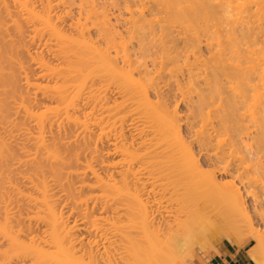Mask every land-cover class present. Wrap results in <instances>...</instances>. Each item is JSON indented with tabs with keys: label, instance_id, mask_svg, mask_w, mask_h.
<instances>
[{
	"label": "rangeland",
	"instance_id": "rangeland-1",
	"mask_svg": "<svg viewBox=\"0 0 264 264\" xmlns=\"http://www.w3.org/2000/svg\"><path fill=\"white\" fill-rule=\"evenodd\" d=\"M1 1L2 0H0V4L2 3ZM19 1L22 2V1H29V0H19ZM55 1L56 0H54L53 2H55ZM87 1H89V2L92 1L90 4H92L93 6H91L88 2V3H86V5L84 4L85 6H82V8L84 7L83 8L84 10L86 9L89 11L90 10L89 6L92 7L91 8L92 10H94L99 5L97 8L98 12L95 10L98 13V15H101L100 14L101 10L103 8H105V9H103V11L105 10L104 12H106L105 13L106 16L109 17V21L111 20L110 24L111 25L113 24L112 25L113 27L115 24L114 20H116V18L120 14H122L123 19H124V17H125V19L127 17L126 14H123V11H124V8L122 6L123 4L117 3V2H119L118 0H116V3L120 4V5L116 4L117 5V6L115 5L116 8L114 6L115 3L112 2L113 0H95V1L94 0H86V2ZM144 1L147 3L146 0H144ZM150 1H153V0H149L148 1L149 4L153 3ZM156 1L158 2V0H156ZM168 1H170L169 3L172 5V7L176 8V9L173 8V10L175 9L174 11L171 9L173 11L172 14H174V12L176 14V15L174 14L173 17H172V14L171 15L169 14V12L171 13L170 8H172V7H170L171 5L170 6L168 5L169 4V3H167ZM175 1H177V0H175ZM175 1L174 0H167V2H166V0H165V2H166V3L164 2L165 5L164 4L162 5L163 2L161 0L159 3H161V2L162 3L159 6H158L159 3L156 2V5L159 7L160 11L159 12H153L152 15L151 14L149 15L147 11H144L145 15L148 14V16L143 15V17L145 16L144 21L147 20V22L149 21V23L151 20L154 21L155 23L152 22L153 24L150 23V25L155 26V27L158 26L157 23L159 24V22H161L162 24L161 23L160 24L163 26H164V24H166L168 29L172 23L170 30L173 31L172 38H174V40L178 43L176 46L178 48L183 47V44H184L183 38L184 37L189 36L188 39L189 38L193 39L194 29H193V32H191L192 30L190 31V29H192V25L190 26V24L197 25L199 27V31L197 29V26H193V28L194 27L196 28L197 36H199V38H198L199 40L197 38H195V37H197V36H195L196 34L194 35L193 40H198V43L199 42H201V43L198 47L199 49L198 48H197V50L195 49L194 52L189 50L186 54L182 53L181 55H178L176 52L172 53L170 55V57L174 56L175 58L169 57L170 59H173L172 61L169 60V58H167L169 63L166 62V58H165V64L163 65V69H162V71H160V74H159L160 78L156 77V75H153L155 73H153L151 70L152 68H150L149 70H151L150 71L151 74L153 73L152 74L153 76L152 75L151 76L156 79L153 82L155 87L153 86V88H152L151 85H149L150 81L140 80L141 77H139L137 72L136 73L134 72L133 76L131 73L132 78L134 77L135 80H128V78H127L128 82H129L128 83L129 87H127L125 84H123V81H125V80H121V79H122V77H127V76H124V74H122V73H125L127 71V69L124 68L123 69L124 71H122V73L119 72L122 76L121 77L118 74V71H120V69L122 68L121 64H119V63L117 65V68L119 66V69L114 67L115 72H114V69L113 70L111 69L113 71L111 74H110L111 71L108 72L105 70L104 72L100 71L99 73H98V71H96V73H93V75L91 73L89 75L88 74L85 75L86 71L87 70L90 71L91 69L89 67L90 64H87V62H85V61H80V58H81V60H83L84 59L83 57L84 56L86 57V53H87V47L83 46L85 44L81 43L80 38L83 37V41L87 39L86 42L89 40L90 41L89 45H91L90 43H92V46H94V47L103 48L105 44H103L102 39H104V41H105L107 35H109V34L113 35V33L115 34V32H118L119 30H123V27H119V29L118 28L116 29V27H115V28H113L114 29L113 31H111V29H110V30L106 31V33H105L106 35L103 34V36L102 35L100 36L97 33V31L95 30L96 27H95V29L93 28L94 26L92 24L95 21L91 22L89 20L90 22L88 23V22H86V19L83 20L84 16H85L84 14H86V15L91 14L92 16L91 15L90 16L92 18H90V16H89L88 19L94 20L93 18L96 16V12H95L94 17L92 14V10H91V13H90V11L88 13L86 10H85V12H82L84 10L82 8H80L81 10L78 9L79 8V6L77 5V4H79L78 2L75 3V6L70 5L71 8L69 7V3H67L68 5L65 4L64 8H62V9H61V7H63L62 5H61V7H59L60 5H58L59 8L57 6L51 7V10L49 12V16L52 15L50 18L52 19L51 23H53L55 26L54 29H56V27H57V29L60 30L59 33L61 32L64 35V38L68 36L67 37L68 39H70V38L73 39L75 42V45H76V41H77V46L80 48L79 49L80 51H79L78 49L75 48L77 46H75V45L73 46V40H72V45L70 43V45L73 48L69 45V42L64 43L66 47L69 45V47L72 48V51H70L71 49H68V54L71 52H74V53H71L72 57H71V55H69L67 57V58L70 57L71 59L69 58L68 60H66L67 55L64 54L65 51H63V49H60V46H59L60 50H58L57 46H54L57 44V41L55 39L56 37H54V34L51 32L47 33L50 31L49 29L44 30L45 28L40 26L39 23L38 24L31 23L33 21H31L29 18H27L28 15H27V13H25L26 11L25 10L20 11V8L17 5H15V6L13 5L14 0H12V1L11 0H3L4 3H2V4L6 5V6H4V7H6V9H9V12H11L10 13L11 15L8 12V16L10 15L11 17L5 18L6 15H3V14H5L6 11L3 10L4 11L3 12L2 7H0V10H1L0 11V17H2V15H3V19L0 20V23L3 21V26H1V27H3V30L5 32L4 33L2 30L1 31L2 33H0L1 34L0 37L2 39V40H0V45H1V41H2L3 45L6 44V46H3V45L0 46L1 47L0 50L2 51V52H0V55L2 56V53H3V56L5 54H7V58L11 56V58H13V59L11 60L9 58L7 60H11L13 62V64L11 62H9V61L7 62L5 60V63L6 64L8 63V64L7 65L2 64V66H1L3 68L5 67V69L3 70L4 76L9 75L12 78L10 79L8 76L9 80H6L5 79V78H7V76H6L4 78L5 81L0 80L1 81L0 84H2V82L5 83V84H2L4 91H2V93L0 92L1 93L0 96L2 95L0 98V102L1 103H2V101L4 102V103H2L4 108L1 107V104H0V108L1 109L3 108L0 111V143H2V141H3L5 146L8 145L7 148L11 147L10 149L8 148V150H10V151H8L10 153V155L7 158V160H5L6 162L7 161H9V162L8 163L0 162L1 163L0 166L2 167V168L0 167L1 168L0 174L3 173L4 175L3 174L2 175L6 177L5 178V177H2L0 175L2 177V178L0 177V210H1L0 211V220H2L1 218L3 216L1 214L3 211V205H2L3 203L2 202L5 199L4 200L5 205H6V203H8L6 206L8 208L7 209L8 213H10L9 215L12 216V218L14 217L13 219H10L12 227H14L15 229H18V228L20 229L23 226L25 228L24 229L22 227L23 230L21 231V232H23V233H21V240H23L24 242H28L30 237H33V236L35 237V238L34 237L33 238L37 240V243L40 245V248L43 251H45L46 254L48 255L47 260L45 261L47 264H60L59 262H62V264H63V263L68 262L67 258H70V259L76 258L77 260L79 258H81V259H83L84 263L87 262V255L84 252V247L88 242L91 243L94 240V237H93L94 232L92 231L93 228L90 230V225L87 226L84 223L87 221V218L90 221H93V219H95L96 217H98V219L102 218L104 221H102L100 223L103 226V228L108 230L107 231L108 233H112L113 230L116 229V227L119 228V226H122V224L125 223L124 221L126 220L125 218H127V217L121 211H112L108 207L112 206V208H114V204L116 202H118L121 198H124L122 196H124V194H125V191H124L125 188L130 189V190L127 189L129 191H126L128 194L132 193V188L134 186V183L135 182L137 183L136 178L139 177V176L135 175V172H136V170H139L138 166L141 165V163L138 162L136 158H135L136 161H134L135 159L133 157L140 155V153H142L147 148L146 146H148V144H150V140L152 138H155V134L157 132L156 131L153 132V129H156V130L159 129V127L156 128L157 127L156 125L158 123L157 118L161 119L162 116L167 114V115H170V118H172V116H173L172 119L175 121L174 123L179 125V126L178 125L176 126V124H175L177 131H178V134H180L179 136H181V137H178L175 134H173L176 136V137L174 136V139H173V135L171 134L172 137H170L171 139L169 138V141L170 140H172V141L176 140L177 141V140L182 139L186 143V145L187 144L189 145V143H191L193 141L192 137H190L191 131H197L201 127V125L204 123V120H203L204 117H199V116H197V113H196V109L199 106V100H200L199 97L202 98L201 95H203V97H204L205 93H206L205 96H207L208 95L207 93L209 92V91L206 92V86L202 80L203 79L202 74H204V73L201 70H202V68L204 69V65L202 64L203 65L202 66L201 63L203 62L205 64V63L209 62V58L211 55L210 51H211V53L214 52L215 50L217 51L218 47L215 45L217 43H219L216 41L212 42L213 46L209 50L205 44V38L207 39V36H205L207 34L206 32H208L207 35H211L212 31H213V33H215V31H216L217 33L221 34L220 31H225V27H226L225 24L227 23V21H228V23L226 24L227 25L226 30H228V27H229V30L231 28L236 29V31L238 32L237 34H238V36H240V38L237 36L236 33H235V35L237 37L235 35H234L235 38H233V36H231V37L234 40H236V43L239 41L238 42L239 44L237 43L238 47L236 44H234V41L233 42L230 41V43L234 44L236 46H234V45L232 46L230 43H228V41H227V43L225 41H224V43H222L223 41H221L220 43L225 44L224 47L227 46L226 44H230L232 46L231 51L233 52V54L238 53V51L235 52V50L239 49V46H240L239 51H241L243 53V55H245L247 58V61H245V63L241 62V66L243 67V69H244V67L250 69L249 72L252 76V80H249L248 91L245 94L246 100H245L244 106H242L241 113H245L248 117H250L252 115V113H254L255 111H258V110L264 108V75H263L264 74V15L261 16L260 13L255 10V6H252L251 12H248L249 14L247 13L248 15L247 14L241 15L239 13L238 14L239 17H238L236 14L237 13L236 10H238V8L239 9L242 8L246 4V0H237L236 2H234L232 4V10L229 13L230 15H228V14H227V16L225 15V18H224L225 23H224L223 20H220L224 16L220 15L221 17H219V15H218V13L219 14L221 13V9H220L221 7H219V5L221 4V0H220V2L218 0H217V2L215 0L214 1L212 0L213 3L211 2L212 5L210 4L209 6L213 7V4H215V3H220V4L219 5L215 4L216 6H218V8L214 5V7L217 8L218 10L217 9L214 10V8H212L215 12L214 11L210 12L211 15H212V12L214 13L213 17L215 18V19L214 18L210 19V21L212 22L211 25L209 24L210 23L209 19L208 20L206 19L208 22V28H207V25H206L207 22L205 23L204 19H205V17L208 18L210 14L207 13V10H205V14H207L208 16H205V14L203 16L204 11L202 12V10H197L198 9L197 7L198 6L201 7V6L196 4V0H194L195 5L193 4L194 3L193 0L190 3V4H193L192 6H194V8H196V9H192L193 7H191V5L189 3H187V4L185 3V6L189 5V6H187L189 8H183V6H184L183 1L184 0L183 1L180 0L181 3L179 1H177L176 2L177 5L180 3V5H178V7H177L175 4ZM189 1H191V0H189ZM39 2H41V1L30 0L27 3H28V6L30 9L34 8V10L37 11V13L39 12V14H40L43 10L45 11V9L42 8V7H44L43 3L45 1L43 0L41 3H39ZM53 2L51 4L56 5ZM94 2L96 3L95 4L96 6L94 5ZM97 3H99V4L97 5ZM173 3L175 6L173 5ZM197 3H199V2L197 1ZM2 4H1V6H3ZM14 4H16V3H14ZM66 5L68 6V8ZM87 5H88V8L86 7ZM166 5H167V7H166ZM104 6H106V7H104ZM163 6H165L164 8L166 10L168 8L169 11L167 10V12H166L162 8ZM179 6H181V8H183V10ZM75 7H78L77 8L78 10L75 9ZM120 7H122V8H120ZM190 7H191V9H190ZM40 8H42V9H40ZM52 8L54 10H52ZM55 8H57L58 10L57 9L55 10ZM137 8L140 9V7H137ZM137 8L136 9L134 8V10H132L133 12L135 11V13H133V15H134L133 18H135V16L136 17L139 16V14L136 12ZM177 8H178V10L181 9V11L180 10L179 11L182 15L180 13H178L179 11L177 10ZM64 9H66V10L69 9L68 13L72 12L71 15L66 14L64 16V14H65L64 11H66ZM109 9H111V10H109ZM120 9L121 10L123 9V10L121 11ZM205 9H207V8H205ZM212 9H209L208 11H210ZM112 10H113V12H112ZM117 10H118V12H117ZM119 10L121 13H119ZM176 10L178 12H176ZM184 10H186V14L183 13ZM190 10H192V11H190ZM194 10H195V13L193 12ZM44 11L42 12V14H44ZM76 11L78 12V14L83 13L82 15H84V16L79 15L82 18V19L79 18L81 20V22L79 20L80 24H83V22L85 21L86 25H87V23L88 24L92 23L91 26L89 25V27L93 26L92 27L93 29L91 28V30H90L87 27L88 25L85 26L83 24L84 28L86 27L85 31H86V29H88V30H87V32H85L87 34H83L82 37H80L79 36L80 34H78L80 32H77V31L75 32V30H76L75 28H77V30L79 28H83L82 25H81L82 27L78 26L79 28L75 27V23L77 22L76 20H78V16H77L78 14ZM103 11H102V13H103ZM187 11H189V13L193 16L187 15L188 14ZM196 11H198V12L200 11L199 12L200 14H197ZM216 11H219V12L216 13ZM201 12H202V15H201ZM66 13H67V11H66ZM136 13L138 15H136ZM215 13H216V15H215ZM109 14H111L112 16ZM168 14H169L171 19L174 18L176 21L178 19H180V21H183V22H181L182 23L181 24V30L182 31L180 30V27H179L180 23H178L176 21L174 22V20H170L168 18L169 17ZM184 14L187 15L186 16L187 18L184 17L185 16ZM196 14L198 15L196 18L200 17V20H199V18L198 19L194 18V20H193L194 22H193L192 19L194 16H196ZM222 14H224V13H222ZM12 15L14 16V18H12L13 17ZM178 15H180V16H178ZM103 16L105 17V15H103ZM103 16H101L102 17L101 19L104 18ZM110 16H111V18L113 17L114 19H111ZM216 16L219 17L218 20L216 19ZM242 16L244 17V19H242L243 18ZM98 17L100 18V16H97L96 17L97 20L95 19L97 23H99ZM128 17H129V14H128ZM188 17L192 18V19H188ZM139 18H140V16H139ZM139 18H137V19H139ZM157 18L161 21H159ZM165 18L166 19L168 18V19L166 20ZM201 18L203 19L202 20L203 23L201 22ZM9 19H11V20H9ZM195 19H196V22H195ZM212 19H213V21H212ZM237 19H238V22H237ZM12 20L15 21L14 23H20V27H22V29H21L22 34L20 32V34H21L20 36H17L19 34L16 35V32L14 31V27L11 24V23H13V22H11ZM185 20H188V21L184 22ZM242 20H244V22H242L240 24V22ZM16 21H18V22H16ZM164 21H168V23L164 22ZM198 21H200V22H198ZM216 21H218V22L222 21L224 23L225 27L223 26V23L221 22L219 24V25H221V26H219L221 28L218 29L219 27H218V25H216V23L218 24V22H216ZM147 22H145V23H147ZM79 23L78 24L76 23V24L80 25ZM149 23H147V24H149ZM154 24H156V25H154ZM173 24H174V26H173ZM186 24H187V26H186ZM204 24L206 26H204ZM229 24H230V26H228ZM72 25H74V26H72ZM138 25H142V23H139ZM142 26H143V28H142ZM142 26L140 29L143 32V29H145V26L144 25H142ZM202 26H203V31L205 33L204 32L201 33ZM204 27H206V28H204ZM147 28H146V30H147ZM188 28H190V29H188ZM35 29H37L36 32H35ZM140 29H138V31H140ZM207 29H210V32ZM217 29H218V31H217ZM242 29H244L246 31H242ZM47 30H49V31H47ZM58 30H56V31H58ZM146 30H144V31H146ZM186 30H188L189 35L183 34L184 32H187ZM78 31H80V29ZM180 31L182 33H180ZM120 32L122 35L124 34L122 31H119V33ZM7 33H8V35H7ZM198 33H199V35H198ZM203 33L205 34L204 36H203ZM224 34L222 33L220 35V36H222L221 38H224L223 37ZM52 35L54 38L52 37ZM96 35L97 36L99 35V37H97ZM112 35L109 36L108 38L112 37ZM183 35H185V36H183ZM78 37H80V38L75 41V39ZM102 37H104V38H102ZM117 37H119V36H117ZM98 38H100V40H98ZM123 38H124V36H123ZM126 38H124L125 41L122 40L123 42L121 41V39L120 40H119V38H117V39L119 41H121L122 43L126 42V47L129 46L128 47L129 50L131 49V47H132V49H134L135 47L137 48V46H135V45L138 42V40H133L130 43V40H128L130 38L128 36ZM225 38L227 39L226 36H225ZM236 38H238L239 40L237 41ZM241 38H244V39L242 40ZM245 38H246V40H245ZM117 39H116L117 43L115 42L117 44L116 46L120 45V44H118L119 41ZM65 40H67V39H65ZM65 40H64V42H67ZM70 40H68V41H70ZM240 40H242V43L244 42V44H240V42H241ZM78 41L80 42V44H78L79 43ZM101 41H102V43H101ZM218 41H220V39ZM132 43H133V45H132ZM7 45H11L10 49L12 52L10 51V49L8 48L9 46H7ZM79 45H82V46H79ZM122 45L124 46L125 43ZM2 46H3V48H2ZM120 46H118V47H120ZM123 46L121 47V49L126 48L125 46L124 47ZM133 46H134V48H133ZM82 47L85 48V49H83L84 51L86 50L85 52H83L81 50ZM118 47L116 48L117 50L120 49ZM229 48H231V47H229ZM4 49L5 50L7 49L5 51V54H4ZM61 50H62V52L60 53ZM76 50H78V51H76ZM58 51H59V53H58ZM122 51H123V49H122ZM81 52L83 55L79 54ZM8 54H9V56H8ZM78 54H79L80 58L77 56ZM61 55L63 58H61ZM87 55H88V53H87ZM111 55L113 56L114 54H111ZM160 55H162V57ZM160 55H157V56L158 57L160 56V58L163 59V56L166 55L168 57L169 53L165 54L163 52L162 54L160 53ZM112 56H111V58H112ZM4 57H5L4 59H6V56H4ZM77 57L79 58V60ZM233 57L231 56V59ZM237 57L238 56L234 57L233 58L234 60H232V62L235 61L237 59ZM72 58H74V59L72 60ZM196 59L198 60V62L196 61ZM1 60H2V58H1ZM64 60H66V61H64ZM75 60H76V62H75ZM69 61H71L72 63ZM78 61L80 62L79 64H81V66H82L83 62L86 63V66L83 65L81 67L83 70L82 73L80 72L81 70L79 71V69H80L79 66H76L78 64L77 63ZM41 62L43 64H41ZM66 62H67V67H66ZM9 63H11L10 64L11 68L8 66ZM39 63L43 66H41ZM68 63H70L69 67H68ZM163 63H164V61H163ZM234 64H236V62H234ZM46 66H48V67H46ZM75 66L79 69H77ZM84 66L86 67L85 71H84ZM150 66L151 65H149V67ZM88 67H89V69H88ZM93 67H95V65ZM6 68H7V70H6ZM44 68L46 70H48V68L50 70L53 69V70H55V73L59 71V75L57 73L59 78H57L58 76H56L55 73H54L55 75H53L52 73H51L52 75L49 74L50 71L49 72L47 71V73H43V72H46V70ZM71 68L73 70H71ZM56 69H58V70H56ZM67 69H69V73L71 71H73V73L70 75H75L74 74L75 69H77V71H79V72H75L76 75L71 76L72 80H70L71 78L69 77L70 76L69 73L65 72L67 74V75L65 74L67 76L66 81L69 80L70 83L71 82H73V83L70 84L67 82V84L72 85V86L68 85V87H67L69 89L71 87L70 90L65 89L66 92L69 90L68 92L70 94L67 93V95H66V92L63 91L65 93V96H63L64 93L61 92V95L63 96L62 97L59 92H58L59 94H57L55 92L58 91L57 89L60 85L61 86L63 85V84H60V83H63V82H61L62 79H60V78H61V76H62V78L64 77L63 71H68ZM53 70L51 72H53ZM89 71H87V72H89ZM91 71L93 72V70H91ZM60 72H62V74H60ZM162 72H163V75H162ZM78 73L85 75V76H83V79H81L82 78L81 74H80L81 75L80 78H78V80L76 79L77 77H79ZM115 73L118 74L121 78H119V76H117ZM46 74H49V75H46ZM97 74H100L101 76L97 75ZM96 75L98 77H96ZM64 79H65V77L63 78L62 81H64ZM136 79H139V80H136ZM91 80H92V82H91ZM130 81H132L133 83H131ZM80 82H81V84H80ZM14 83H16V84L13 85ZM26 83H28L27 84L28 86L26 85ZM92 83L94 86L92 85ZM6 84H7V86L4 87V85H6ZM9 84L13 85L12 87L15 86L14 90L12 87H10ZM32 84L34 86L40 85V87L43 85V89H40V88L38 89V87L37 88L33 87ZM65 84L63 86H65ZM230 84H228V86H230ZM91 85H92V87H91ZM124 85H125L126 89H125ZM231 85H232L231 87L235 88L234 93L240 92L241 88H239L240 90L236 89L237 83L234 86H233V84H231ZM44 86H45V88H44ZM46 86L47 87L50 86V88H47ZM52 86L56 87L55 92L53 91L54 89ZM143 86L145 89L144 91L146 92L147 97H148V98L146 97V102L144 100L145 97H144V93L142 90ZM146 86H148V88ZM238 86L240 87V85H238ZM7 87L8 88L10 87L12 91L10 90V88L8 89ZM1 88H0V91H1ZM46 89H47V91H46ZM120 89H122L123 91H127V90L131 91V92H129L130 95H128V96L126 95V97H125V94L120 93ZM4 93H6V94H4ZM72 94L73 95L77 94L78 96L76 95L73 97ZM59 95L61 96L60 98H59ZM130 96H132V99ZM65 97H67V98H65ZM62 98L67 99V100H64V99L62 100ZM53 99H55V100H53ZM70 99H71L73 104L71 103V101L69 102ZM147 101H150L152 106H154V107L157 106V108H155V111H157L158 113L160 112L159 113L160 116L156 115L154 110H153L154 107L153 108L151 107L152 108V115L154 113L155 117L158 116L155 118L156 120H154V117H152L153 120L156 121L157 123H154L152 118H150L152 116V115H150L151 112L149 113L151 108L150 107L147 108L149 106L150 102H147ZM67 102L71 103V104H68V106L71 108H69L66 105L67 106L66 110H69V111H66V113H65V109H64L65 106H63V105L67 104ZM144 103H146V104H144ZM61 104L64 108L61 106ZM46 106L52 107V109H53V107H55V108H57L56 110H58V111H50L51 113L43 114V112L45 110L44 108H46ZM214 108L215 107H212L211 109L214 110ZM148 109H150V110H148ZM163 110L166 111V113ZM29 112L32 114L33 113L34 114L42 113L43 116L41 115V117H40V115H38V118H40V119H38L37 117H34V118H37L35 120L33 118V116L31 118ZM147 112L149 113L150 117L148 114H146ZM206 112H207V110L204 112V114ZM90 113H91V115H90ZM117 113H118V115H117ZM125 115L127 117H123ZM69 118H71V119H69ZM115 118H116V120H115ZM174 118H176V119H174ZM257 118H259V117H257ZM73 119H75V120H73ZM149 119H151L152 121ZM147 120H149V121H147ZM36 122H38V123H36ZM116 122H118V123H116ZM160 122H159V124H160ZM91 123H92V125H90ZM120 123H121V125H120ZM149 123L152 125L150 126ZM36 124H37V126H36ZM246 124L250 127L256 126V120H252V118H249L246 120ZM258 124L262 128L264 127L263 122L261 124V122L258 121ZM112 125H114L115 127ZM210 125H211V123L207 126V129H210ZM159 126H161V124ZM120 128L122 129V131ZM115 133H116V136H115ZM152 134L154 135V137ZM121 135H123L124 137L122 138ZM98 137H101L102 139L98 138ZM119 137H121V139H119ZM35 138H37V139H35ZM179 138H181V139H179ZM75 139H76V141H75ZM88 139H89V141H88ZM95 139L96 140L98 139V140L95 141ZM122 139H124V140H122ZM138 139H139V141L140 140L145 141V146H143V148L144 147H146V148L143 149L141 146H139L140 150L138 149V147H137L139 145L138 143L142 142V141L139 142ZM120 140H122V141H120ZM36 141L39 142L40 144L39 143L37 144ZM99 141H100V143H99ZM131 141L132 142L134 141V142L132 143ZM130 142L132 144L136 143L138 145L134 146L131 144L132 147H130ZM122 143H123V146H119V145H122ZM250 143L251 142L247 143V145ZM111 144H114L116 147H119V149L121 148L120 151H117V153L113 152V151H116L119 149L118 148L116 149V147H113V145L111 146ZM38 145H41V146H39L40 148L38 147ZM191 147H192L195 155H197L196 146L191 145ZM114 148H115V150H114ZM52 149L55 151H53ZM124 149L127 151H125ZM123 151H124V154H123ZM48 153L50 154V156L47 155ZM36 154L38 156H36ZM55 154L57 155V157L59 159L58 161H54V159H50V158L54 157V156L52 157L51 155H55ZM121 154H123V155H121ZM133 155H136V156H133ZM10 156H12V158ZM195 157L197 158L198 156H195ZM10 158H11V160H10ZM52 160H53V162H52ZM118 161H119V164H117ZM113 162L115 163V165L117 164L120 167L117 165L113 167V164H112ZM122 162H124V163H122ZM137 162L140 165H138ZM18 163H19V165H18ZM55 163H57V164H55ZM107 163L109 165L111 164L112 167L110 168V171L105 172L107 166L104 167L101 165H104V164L108 165ZM86 165L87 166L89 165V167L91 165V168L95 169L94 172L96 174H98V177H100V178L102 177L101 179H103L104 181L102 180L103 182H101V183L96 182L97 184H95V181H98V180H95L96 178L90 174V172H89L90 170L87 168ZM136 166H137V168H136ZM57 168H58V170H57ZM112 168H113V170H112ZM75 171H76V173H75ZM73 172H74V174H72ZM115 172H117V173H115ZM55 173L57 175L59 174V177H61L60 180H59V177H57V175ZM142 173L143 172H141V174ZM111 174H113L112 175L113 177H111ZM145 175L146 174L143 173V175H140V176L142 178V176H145ZM107 177L108 178L111 177V178L108 179ZM143 178L142 179L145 180V178H147V176L143 177ZM216 178L218 180H220V179L224 180L223 176L216 175ZM101 179H100V181H101ZM111 179H114V180L112 181ZM109 180H110V182H106ZM9 183H10V185H9ZM42 184L45 188L43 186L42 187L40 186ZM85 184L90 186L91 188L86 187ZM93 186H95V187H93ZM123 186L125 188H123ZM39 187H40V190L42 188L44 190H47L46 192L44 191V193L46 194L45 197H47V198L49 197L48 199L46 198V201L50 202L49 205L52 204L53 207L51 205L50 206L53 208V210L55 209V211H54L55 215L57 214V216H58V217L57 216L56 217L57 218L60 217L57 220L58 221L60 220V222H61V224L59 223L60 226L58 224L57 228L55 227L56 233H58V231L60 229L62 231V232L60 231V233H58L59 236L56 235L59 238L58 240L60 241V242L59 241L58 242L61 244L51 245V244L47 243V245L50 246V251H47V250H49V247L45 243L43 245L44 240H46V238H47V236H45V235H47V233H49V231H50V228L48 227L47 222L45 221L46 219L44 218L46 216L45 215L46 213L43 212L41 209V211L39 210L40 211L39 213H42V214H39L41 216V218L39 219L38 215H37L38 219L32 218V217L37 218L36 215L32 216V214H35V212L37 210H35V208L33 207V203L31 201V198H37V197L40 198L41 195H45L42 192L43 189L41 191L42 194H41V192L40 193L38 192ZM72 187L74 189H72ZM119 188L120 189L123 188V189H121L122 192L119 191L120 190ZM257 188H258V186H257ZM257 188H256V191H254V190H251V191L254 193H258V195L251 194V195L247 196L242 191L244 207L246 209L244 215H242L241 213L232 209L231 206L227 202H224V201L221 202L219 204L220 205L219 208H217L215 210H210L207 213V216L210 218V220L212 222V224H210L209 226H212L215 222L217 223L224 218L228 219L229 223L222 225L221 231H217L218 234L217 233L215 234L214 233L215 231L211 230L210 229L211 227H209L208 229L204 230L205 232H203L201 237L196 239L195 244L193 245V247L191 248V250L189 251V253L186 257L179 255L178 252L172 256L171 255H165V256L159 255L158 256V258H159L158 264H194L197 260H201L202 258L207 257L210 253L214 252L222 243H226V242L238 243L239 241H242L246 238L251 241L252 245H255L256 244L255 241H253L252 238L249 237L252 234L251 232H253V230L258 231V232L261 231L260 234H263V236H264V227L262 225L263 223L259 220V217H258L259 213L264 212V209H262L260 211L259 210L260 206L253 208V206H255V204H253L254 200L263 199V197H262L263 195L260 193L261 189L260 188L257 189ZM63 189H64V191H63ZM78 191H79V194H78ZM66 196H68V197H66ZM2 197H3V200H1ZM165 203H166L165 205H166L168 211H171L174 209V206H172L170 202L166 201ZM200 207H201V209H204L206 207V205H201ZM108 210H110V211H108ZM123 216H125V217H123ZM170 216H172V215H170ZM42 217L45 219L44 222L46 223L47 226L44 224ZM175 217L176 216L174 215L169 219L170 224L172 226H175V224L178 222V221H176L178 216L176 217V219H174ZM180 220L181 219H179V221ZM90 221H88L87 224H91ZM16 222H18V223L16 224ZM93 223L94 222H92V224ZM100 223L98 222V224H100ZM77 224H79V225L77 226ZM80 224H81V226L83 225V228L80 226ZM92 224H91V227H94V225L92 226ZM74 226L76 227V230L74 229L75 228ZM47 227L49 230L47 229ZM72 227H74V228L72 229ZM69 228H70V230H69ZM79 228L82 230H80ZM64 229H65V231H64ZM44 232H46V233L44 234ZM60 236H63L64 238L61 239L62 237H60ZM43 238H44V240H43ZM0 241H1V238H0ZM62 243H63V245H62ZM116 244H118V243H116ZM62 246H63V249H62L61 254H63V255L59 254L61 252L60 249ZM105 246H107L109 248L108 252L112 251L113 250L112 248L115 249V246H112V245L111 246L105 245ZM4 247L5 246L2 245V247H0V250L2 249V251H3ZM110 247H111V250H110ZM58 248H60V249H58ZM66 251H67V253H66ZM102 251L103 250H101V252ZM48 252H49V254H48ZM58 254L61 255V257H63V258L65 257L66 259L65 258L59 259ZM72 254L74 257L72 256ZM50 256L52 257L51 260L52 261L54 260L55 262L53 261V263H50V262H52L50 260ZM261 257L264 259V251L262 252ZM68 264H69V262H68Z\"/></svg>",
	"mask_w": 264,
	"mask_h": 264
},
{
	"label": "bare ground",
	"instance_id": "bare-ground-1",
	"mask_svg": "<svg viewBox=\"0 0 264 264\" xmlns=\"http://www.w3.org/2000/svg\"><path fill=\"white\" fill-rule=\"evenodd\" d=\"M29 1H22L21 2L19 0H14L13 5L14 6L17 5L20 8V11L25 10L26 12L25 11L24 12L27 13V15H28L27 18H29L31 21H33L31 23H33V24H38L39 23L40 26H42V27L45 28V29L43 28L44 30L49 29L50 31L47 30L49 32H47V31L46 32L47 33H50L51 32V33L54 34V37H56L55 39L57 41V44L54 45V46H57L58 47V50L63 49V51H65L64 54L67 55L66 56V60H68L70 57L69 58H67V57L69 55H71V53H74V52H71V53L68 54V49H71L70 51H72V48L73 47L71 45H72V40L73 39H71L70 37L69 38L71 40L68 39L67 38L68 36L64 38V35L61 32L60 33L63 36L59 33L60 30H58L57 27H56V29H54L55 26H54L53 23H51L52 22L51 21L52 19L50 18L52 15L49 16V12L51 10V7H54V6L55 7L56 6L58 7V5H60L59 7H61V5H62L63 6V7H61V9H62V8H64L65 4L69 3V7L71 8L70 5H74L75 6V3L76 2L79 3V4H77L79 6V8L78 7H75V9H77V8L80 9V8H82V6H85L86 3H88L89 1L86 2V0H56L55 2H53L54 0H44L45 1L43 3L44 7H42L43 5L41 6L42 8L45 9V11L43 10L44 11V14H42L43 11L39 14V12L37 13V11H35L34 8L30 9L29 6H28V3H27ZM39 1L42 2L43 0H39ZM118 1L119 2H117V3L123 4L122 5L123 8H124L123 14H126L127 17H128V14H129V17L130 18L128 17L129 18L128 19L126 17V19H125V17H124V19H123L122 14H120L119 16L117 15L118 17L116 18V20H114V22H115L114 27L112 26L113 24L112 25L110 24V21L111 20L109 21V17H107L106 14H105L106 12H104L105 10L103 11V9H105V8H103V9L101 8L102 9L101 10V13H100L101 15H98V13H97L98 12L97 11L98 9L97 8L99 6L98 5L99 3H97V5H98L97 8L95 7L96 9L93 8L94 10H92L91 9L92 8L91 6H93V5L90 4L92 1L89 2V4L91 5V6H89L90 7L89 8L90 9L89 11L91 13V10H92L93 17L95 16V12L97 11L96 12V16L93 18L94 20L88 19L91 14H89V15L88 14L87 15L84 14L85 16L82 15L83 14L82 12H85V10H86V9L85 10L83 9L84 7L82 8L84 10V11L81 12L82 14H80V13L78 14V12L76 11L77 14H78L77 15L78 16V20H76L77 21L76 23L78 24L79 23V20H80L79 18H81V16H79V15L84 16V19L83 20L86 19V22H88V23L90 21L91 22L95 21V22H93V24L92 23H90V24L87 23L88 26L85 24L86 23L85 21L83 22V24L85 26H87L88 29H90V30H91V28L93 26H94L93 27L94 29L96 27L95 30L97 31V33L100 36L101 35L103 36V34H105L106 31H108L110 29H111V31H113L114 30L113 28H115V27H116V29L117 28L119 29V27H123V30H119V31H122L124 33L122 35L121 32L119 33V31H118V32H115V34L113 33L114 36L111 34L112 37L108 38L109 36H111L109 34V35L106 36L105 41H104V39H102L103 40V44H105L103 48L94 47V46H92V43H90L91 45H89V42H90L89 40L87 42H86L87 39L84 40L85 42L83 41V37L82 36H83V34H87L85 32H87L88 29H86V31H85V28L86 27L84 28L83 24H80L79 23L80 25H77L75 23V27H78V26L79 27H82L83 26V28H79L78 27L80 29V31H78L79 29L77 30V28H75L76 29L75 32L76 31L77 32H80L78 34H80L79 36L82 37V38H80V37L76 38L75 41L80 38L81 43L82 44L84 43L86 45V46L85 45H83V46L84 47H87V53H88V55L86 53V57L85 56L83 57L84 59L82 58L83 60H81V58L79 57V54H82V52L79 53L77 56L80 58V61H85V62H87V64H90V66L89 65L88 66L90 67L91 70H93V72L91 70L90 71L87 70L89 72L86 71V74L85 75H87V74L89 75L90 73L93 75V73H96V71H98V73H99L100 71H103L104 72L105 70L108 71V72L111 71L110 72V74H111L113 72L112 71L113 69H114V72H115V68H117V65L119 63V64H121V67H122V68L120 67L122 70L120 69V71H118V74L120 76H121V74L119 72L122 73V71H124L123 70L124 68L127 69V71L125 70L126 71L125 73H122V74H124V76H127V77H122L121 76L122 77L121 80H125L127 82L126 83L125 81H123V84H125L127 87H129L128 86V83H129L128 80H135L134 77L132 78V76H133V73L134 72L135 73L137 72V74L139 75V77H141L140 80H148V81H150V84L149 85H151V87L153 88V86H154L153 82L156 79L153 78L152 76L153 75H156V77H159L160 71H162L163 65L165 64V58H166V62L169 63L168 60H167V58H169L170 55L172 53H174V52H176L178 55H181L182 53L186 54L189 50L190 51H193V52L195 51V49L197 50V48L199 47V45L201 43V42L198 43L199 36H197V30H196V28L195 27L193 28V26H197V25L190 24V26L192 25V29H190V28H188V29H190V31L192 30L191 32H193V29H194L193 39H194V35L196 34L195 36H197V37H195V38H197L198 40H193L192 38H189L188 39L189 36L188 37L186 36V37L183 38V43H184L183 44V47L182 48H178V47H176L178 43L174 40V38H172L173 31L170 30L171 29L170 27L172 26V23H171V26L170 27L168 26L169 27V29H168L167 28V25L164 24V26H163V25H161L162 24L161 22H159V24L157 23L158 26H156V27L150 25V23L154 22V21L151 20L152 18L150 19L151 20L150 23H149V21L147 22L146 19H145L146 21H144L145 16H148V14L149 15L150 14L152 15L153 12H159L160 9H159L158 6L162 2H163L162 5L163 4L165 5V3L167 2V0H166V2H165V0H162L161 3H159L161 0L160 1L158 0V2L156 0H153V1H150V2H153V3H150V4L148 3L149 0H146L147 3L144 0H118ZM155 1L157 3H159L158 6L156 5V2ZM177 1H179L181 3L180 0H177ZM177 1H175V4L178 7V5H180V3L178 2L179 4L177 5V3H176ZM197 1L199 3H197ZM215 1L217 2V0H215ZM218 1L220 2V0H218ZM236 1L237 0H221V4L214 2L215 4H218V5L220 4L221 5V6L219 5V7H221L220 8L221 9V13L219 14L218 13L219 11H216V13H218L219 17L224 16L220 20H223V22H224L225 15L226 16H227V14L230 15L229 13L232 10V4L234 2H236ZM1 2L4 3L3 0ZM41 2H39V3H41ZM52 2L55 3L56 5H52L51 4ZM112 2L115 3L114 6L117 4L116 3V0H113ZM169 2L170 1H168L167 3H169ZM183 2H184L183 5L185 6V3L186 4L187 3L190 4L192 2V0L191 1L184 0ZM211 2H212V0H196V4H198V5L201 6V7L198 6L197 7L198 8L197 10H202V12L204 11L203 16L205 14V10H207V13L210 14L209 15L210 18L209 17L208 18L205 17V19H204L205 20V23L209 19V22H210L209 24L210 25L212 24V22L210 21V19L211 18H214L213 17V14L214 13L212 12V15H211L210 12L211 11H214V10H216L218 8V6H216L215 4H213V7L212 6H209L210 4L212 5L213 2L212 3ZM14 3H16V4H14ZM1 4H0V7H2V11L3 10L6 11V13L3 14V15H6V17L5 16L4 17L5 18L11 17L10 16L11 15L10 14L11 12H9V9H6V7H4L6 5H3L2 4L3 6H1ZM95 4L96 3L94 2V5ZM120 4H117V5H120ZM193 4L195 5V1H194ZM193 4H190L191 7H193L192 9H196V8H194V6H192ZM88 5L86 6L87 8H88ZM168 5L170 6L171 4L169 3ZM173 5H174V3H173ZM214 5L217 8H215ZM116 6H115V8H116ZM184 6H183V8H189V7H187L189 5H187L185 7ZM252 6H255V10L257 12H259L261 16L264 15V0H246V4L242 8H240V9L238 8V10H236L237 11V13H236L237 16H238L239 13L241 15H246L248 12H251ZM104 7H106V6H104ZM137 7H140V9L137 8ZM164 7L165 6H163L162 8L166 12H167V10L169 11L168 8L166 10ZM166 7H167V5H166ZM170 7H172V5ZM179 7L181 8V6H179ZM191 7H190V9H191ZM42 8H40V9H42ZM67 8H68V6H67ZM120 8H122V7H120ZM134 8L135 9L137 8V11L136 12L139 14L140 18H139V16L138 17L135 16L136 19L133 18V16H134L133 13H135V11L133 12L132 10H134ZM173 8H175V7L170 8V10L171 9L173 10ZM183 8H181V9L183 10ZM205 8H207V9H205ZM212 8H214V10ZM56 9L57 8H55V10ZM181 9H179V10L181 11ZM209 9H212V10L208 11ZM52 10H54V9L52 8ZM64 10H66V9H64ZM109 10H111V9H109ZM120 10H119V13H121ZM172 10H171V13L169 12L170 15L174 11V10L173 11ZM177 10H178V8H177ZM177 10H176V12L179 11V10L178 11ZM186 10H184L183 13L186 14ZM66 11H67V13H66ZM66 11H64L65 12L64 16L66 14H70L71 15L72 12L71 13L70 12L68 13L69 9H67ZM86 11L89 13L88 10H86ZM102 11H103L104 14L102 13ZM144 11H147L148 14L145 15ZM180 11L178 13H180ZM190 11H192V10H190ZM8 12L10 14L9 16H8ZM112 12H113V10H112ZM117 12H118V10H117ZM193 12L195 13V10ZM196 12H197V14H200L199 13L200 11L199 12L196 11ZM202 12H201V15H202ZM137 13H136V15H138ZM187 13H188L187 15H191L189 13V11H187ZM216 13H215V15H216ZM222 13H224V14H222ZM169 14H168V16H169ZM174 14H175V12H174ZM174 14H172V17H173ZM197 14H196V16L193 17V19L192 18H189V17H188V19H192V21H193L194 18H196L198 16ZM3 15H2V17H0V20L3 19ZM103 15H105L106 18ZM109 15H111V14H109ZM143 15H145V16L143 17ZM187 15H185L184 17L187 18L186 17ZM91 16H90V18H92ZM97 16H100V18L98 17V22L99 23L96 22V20H97L96 17ZM101 16H103L105 19L104 18L101 19L102 18ZM111 16H110V18H111ZM178 16H180V15H178ZM191 16H193V15H191ZM205 16H208V15L205 14ZM219 17L216 16V19L218 20ZM12 18H14V16ZM137 18H139V19H137ZM168 18L170 20H174V22L176 21L174 18L171 19L170 16ZM198 18L200 20V17H198ZM198 18H196V19H198ZM111 19H114V18L112 17ZM196 19H195V22H196ZM238 19H237V22H238ZM242 19H244V17ZM9 20H11V19H9ZM202 20L203 19L201 18V22L203 23ZM159 21H161V20H159ZM186 21H188V20H185L184 22H186ZM212 21H213V19H212ZM11 22H13L11 24L14 27V31L16 32V35L19 34L17 36H20L22 34V31H21L22 27H20V23H14L15 21H13V20ZM16 22H18V21H16ZM80 22H81V20H80ZM145 22H147L149 24H147ZM164 22H167L168 23V21H164ZM176 22L180 23L179 24L180 25L179 27H180V30H181V24H182L181 22H183V21H180V19H178ZM198 22H200V21H198ZM216 22H218V21H216ZM221 22L222 21L218 22V24L216 23V25H218V27L221 26V25H219ZM242 22H244V20H242L240 22V24ZM139 23H142V25H144V26L147 24L145 26V29H143V32L140 29L142 25H138ZM224 23H223V26H224ZM227 23H228V21H227ZM91 24L93 26L92 27H89V25L91 26ZM226 24H225V26L227 27ZM230 24L228 26H230ZM154 25H156V24H154ZM206 25H207V28H208V22L206 23ZM206 25L204 24V26H206ZM1 26H3V21L0 23V27ZM72 26H74V25H72ZM173 26H174V24H173ZM186 26H187V24H186ZM226 27H225V31H220L219 30L221 34L222 33L223 34L225 33L224 36H223L224 38H225V36L227 37V39L225 38L226 39L225 40L224 38H221L222 37V36H220L221 34L217 33L216 31H215V33H213V31H212L211 32V35H207L208 32H206L207 34L205 35L204 34L205 32L203 31V26H202L201 33L204 32L203 33V36L204 35L207 36V39L205 38V44H206L207 48L209 50H210V48H212V46H213L212 42H215L216 41V42H219V43H217V44L215 43L216 44L215 46L218 47L217 48L218 49L217 51L215 50L212 53L210 51V54L211 55H210V58H209V62L208 63H205V64L203 62L201 63V65L202 64L204 65V69L202 68V70H201L204 73V74H202V78H203L202 80H203V83L206 86V92L207 91H209V92L207 93L208 94L207 96H205V94H206L205 93L204 94V97H203V95H201L202 98L199 97V99H200L199 100V106L196 109V113H197V116L204 117V119H203L204 120V123L201 125V127L197 131H191V133H190L191 136L190 137H192L193 141L192 142L190 141L191 143H189V145L188 144L186 145V143L181 138H179L181 140H177V141L176 140H173V141L170 140L169 141V138L172 137L171 134L172 135L175 134L176 136L181 137V136H179L180 134H178V131H177V128H176V126L178 124L174 123L175 121L172 119L173 116H172V118H170V115H167V114L164 115V116H162L161 119L160 118H157L158 119V123L156 121H154V120H156L155 119L156 117L160 116L159 115L160 112L158 113L157 111H155V108H157V106L154 107V106L151 105V102L150 101H147V102H150L149 103V106L147 105L148 106L147 108H149V107L150 108L151 107L153 108L154 107L153 110H154L155 114L158 115V116L155 117V114L154 113L152 115V108H151V110L148 109V110H150L149 113L151 112L150 115H152V116L150 117V115H149L148 112L146 114H148L150 118L154 117V120H153V118H152V120H153L154 123H157V125H156L157 127L156 128L159 127V129H157V130L156 129H153V132L156 131L157 133L155 132L156 133L155 134V138H152L150 140V144H148V146H146L147 148L144 147L146 149L142 153H140V155H138V156L133 155V156H136V157H133V158L134 159L136 158L137 161L140 162L142 166L140 164H138V162H137V164L140 165V166H138L139 170H136L135 175H137L139 177L136 178L137 183L136 182L134 183V186L132 188V193L131 194H128L126 191H129L130 189L127 188V189H129V190H127L123 186V188H125L124 191H125V194L127 193L126 194L127 196L124 194V196H122L124 198H121L118 202H116L114 204V208H112V206H109L108 207L112 211H121L127 217V218H125L127 221L125 220L124 221L125 223H123L122 226H119V228L116 227V229L113 230L112 233H108L107 232L108 230L105 229V228H103V226L100 223V222L104 221L102 218L99 217L100 219H98V217H96L95 219H93V221H90L87 218V221L84 222V223L87 226L90 225V230L93 228L92 231L94 232L93 233L94 234L93 235L94 240L91 243L88 242L85 245V247H84V252L87 255V262L84 263L83 259H81V258L78 259L79 261L76 258H74V259L67 258V261L69 262V264H158V260H159L158 256L159 255L160 256H165V255H171L172 256V255H174V254L177 253V248L175 246L174 238H175V236L181 230H183L185 228V226L192 225L193 227L197 228L199 230L198 231V234H197V238L201 237V235L203 234V232H205L204 230L205 229H208L209 227H211L210 228L211 230H214L215 231L214 232L215 234L216 233L218 234L217 231H221V229H222L221 226L224 225V224L229 223L228 219L224 218V219L220 220L217 223L215 222L212 226H209L210 224H212V222H211L210 218L207 216V213L210 210H215V209L219 208V206H220L219 204L221 202H223V201L224 202H227L231 206L232 209H234L235 211H237V212L241 213L242 215H244L246 209L244 207V201H243L242 191L247 196L248 195H251V194L258 195V193H254V192L251 191V190L256 191V188L258 186V188L261 189V192L260 193L263 195L262 196L263 199H261V200H254V202L252 201L253 204H255V206H253V208H255L257 206H260L259 207V210L260 211L262 209H264V127L262 128L258 124V121H260L261 124H262V122L264 123V108H262V109H260L258 111H255L254 113H252V115L250 117H248L245 113H241L242 106H244L245 100H246L245 94L248 91L249 80H252V76H251V74L249 72L250 69L245 68V67L243 69V67L241 66V62H244L245 63V61H247V58H246L245 55H243V53L241 51H239L240 50V46H239V49L236 48L237 50H235V52L238 51V53H235L236 55L233 54V52L231 51L232 50V46L234 44L237 45V43L239 42L238 41L239 40L238 38H236L237 41H238L237 43H236V40L233 39V38H235L234 37L235 33L237 34L238 32L236 31V29H232V28H231L232 30L231 29L229 30V27H228V30H226ZM1 28H0V33H2L1 31L3 30V27H1ZM142 28H143V26H142ZM146 28H147V30H146ZM204 28H206V27H204ZM220 28L221 27H219L218 29H220ZM138 29H140V31L142 33L140 31H138ZM197 29L199 31V27L198 26H197ZM218 29H217V31H218ZM56 30H58V31H56ZM144 30H146V31H144ZM207 30H209V32H210V29H207ZM36 31H37V29H35V32ZM181 31H180V33H182ZM186 31L187 32H184L183 31L184 32L183 34H188V30H186ZM242 31H246V30L242 29ZM3 32H4V30H3ZM20 32H21V34H20ZM7 35H8V33H7ZM99 35L98 36L96 35V36L99 37ZM198 35H199V33H198ZM0 36H1V34H0ZM117 36H119V37H117ZM123 36H124V38H126L128 36L130 38V39H128V40H130V43L133 40H138V42L136 41L138 44L136 43V45H135V46H137V48L135 47L136 48L135 49L134 46H133L134 49H132V47H131V49L129 50L128 49L129 46L126 47V42H124L125 43L124 46L128 50L126 48H122L123 49V51H122L121 47L123 46L122 44H124L122 42L125 41V39L123 38ZM183 36H185V35H183ZM231 36H233V38ZM237 36H238V34H237ZM52 37H53V35H52ZM238 37L240 38V36H238ZM100 38H98V40H100ZM102 38H104V37H102ZM117 38H119V40L121 39V41L122 40L123 41L121 42ZM65 39H67V40H65ZM116 39L119 41L118 44H120L121 46L120 45H118V46H120V47L116 46L117 45L116 44L117 43L116 42ZM217 39L218 40L220 39V41H218ZM241 39L243 40L244 38H241ZM0 40H2L1 37H0ZM64 40L67 41V42H64ZM68 40H70L71 42L68 41ZM242 40H240L241 41L240 44H244V42L242 43ZM245 40H246V38H245ZM221 41H223L222 43H224V41L226 43H227V41H228V43H230V41L231 42L234 41V44H231L230 43L232 46L230 44H226L227 46L224 47L225 44H221L220 43ZM68 42H69V45L71 43L70 46L72 48L69 47V45L67 47L65 46L64 43H68ZM101 43H102V41H101ZM133 43H132V45H133ZM78 44H80V42ZM1 45H3L2 41H1ZM74 45H75V42L73 40V46ZM236 45H234V46H236ZM3 46H6V44L3 45ZM3 46H2V48H3ZM7 46H9L8 48L10 49V46L11 45H7ZM59 46H60V49H59ZM75 46H77V41H76V45ZM79 46H82V45H79ZM77 47H75V48L79 50L80 48L79 47L77 48ZM117 47L120 48V49L117 50L116 49ZM229 47H231V48H229ZM237 47H238V45H237ZM83 49H85V48L82 47L81 50L83 52H85L86 50L84 51ZM6 50L4 49V54H5V51ZM78 50H76V51H78ZM10 51H11V49H10ZM0 52H2V51L0 50ZM61 52H62V50L60 51V53ZM159 52L161 54L163 52L165 54H168L169 53V56L168 57L166 55H165L166 57L163 56V59H164L163 60L162 58H160V56L162 57V55H160ZM58 53H59V51H58ZM111 54H114L113 55L114 57ZM156 54L157 55H160V56L158 57ZM4 56H6V59H4L5 58ZM4 56H3V53H2V56L0 55V60L2 58V60L0 61V80L1 81H5V79L6 80H9V78L10 79L12 78L9 75H5L4 76V74H3L4 71L3 70L5 69V67L3 68L1 66H2V64L3 65L6 64L5 63V60L7 62L9 61V62H11L13 64V62L11 61L13 58H11V56L7 58V54H5ZM8 56H9V54H8ZM111 56H112V58H111ZM231 56L232 57L233 56L234 57L238 56L237 57L238 60L235 58L237 61L235 60V61L232 62V60H234L233 59L234 57L231 59ZM71 57H72V55H71ZM173 57H170V58H173ZM9 58L11 60H7ZM61 58H63L62 55H61ZM79 58H78V60H79ZM170 58H169V60L172 61L173 59H170ZM73 59L74 58H72V60ZM66 60H64V61H66ZM71 61H69V62H71ZM163 61H164V63H163ZM196 61L198 62L197 59H196ZM75 62H76V60H75ZM85 62H83V63L81 62L82 63V66L83 65L86 66V63ZM234 62H236V64H234ZM11 63H9V65H8L10 68H11V65H10ZM77 63L79 64L80 62L78 61ZM41 64H43V63L41 62ZM69 64L70 63H68V67H69ZM78 64L77 65L75 64V65L76 66H79L80 69L77 68L76 66L75 67L77 69H79V71L81 70L80 72L82 73L83 72V70L81 68L82 66H81V64H79V65ZM94 65H95V67H93ZM149 65H151V66L149 67ZM41 66H43V65H41ZM85 66H84V71L86 69ZM46 67H48V66H46ZM66 67H67V62H66ZM89 67H88V69H89ZM150 68H152L151 70L155 74H153V73H152L153 75L151 74V72H150L151 70H149ZM77 69H75V72H79V71H77ZM117 69H119V66H118ZM6 70H7V68H6ZM52 70H50L48 68V70H46V72H43V73H47V71L48 72L50 71L49 74L52 73L53 75L56 74V76L59 75V71L55 73V70H53V72H51ZM56 70H58V69H56ZM67 70L68 71H63V73H64L63 76L65 77L64 81H62L64 77L62 78V76L60 75L61 76L60 79H62L61 82H63V83H60L59 82L60 84H63L64 85L65 83L67 84V82L70 83L69 80L66 81L67 80V76H66L67 74L65 72H68L69 73V69H67ZM71 70H73V69L71 68ZM75 72H74V74L76 75ZM163 72H162V75H163ZM57 73H58V75H57ZM72 73H73V71H71L69 73V75L72 74ZM131 73H132V76H131ZM49 74H46V75H49ZM60 74H62V72H60ZM80 74H79V77L76 78L77 80L82 75V74L81 75ZM118 74H116V75L119 76ZM75 75H70L69 77L71 78V76H75ZM85 75L83 74L81 76L82 77L81 79H83V76H85ZM97 75H100V74H97ZM97 75H96V77H98ZM6 76H7V78L9 76V78L8 79L5 78ZM120 76H119V78H121ZM57 78H59V76ZM127 78H128V80H127ZM70 80H72V78ZM136 80H139V79H136ZM91 82H92V80H91ZM130 82L133 83L132 81H130ZM235 82L237 83V85H236ZM71 83H73V82H71ZM230 83L233 84V86L236 85L237 86L236 87L237 90L239 88H241V90L239 89L240 92L239 93H234L235 92V88L234 87H231L232 85ZM2 84H5V83L2 82ZM2 84H0L1 85L0 88L2 87ZM15 84L16 83H14L13 85H15ZM27 84L28 83H26V85ZM66 84H65L66 87L63 86V85L62 86L61 85L60 86L58 85L59 86L58 89H57L58 91H56V89H55L56 87H53L52 86L53 89H54V90L53 89L52 90L54 92L56 91L55 93H57V94L60 93V95H61V92L65 91V89H69V88H67L69 84H67V85ZM80 84H81V82H80ZM228 84H230V86H228ZM13 85H10V87H12ZM92 85H93V83H92ZM92 85H91V87H92ZM125 85H124V87H125ZM238 85H240V87ZM5 86H7V84L4 85V87ZM69 86H72V85H69ZM148 86H146V87L148 88ZM14 87H12L13 90H14ZM33 87H36V88L38 87V89L39 88L40 89H43V85L41 87H40V85H38V86H34L33 85ZM44 88H45V86H44ZM47 88H50V86L47 87ZM70 89H71V87H70ZM122 89H120V93L121 94H125V97H126V95L127 96L130 95L129 92H131V91H129V90L123 91ZM125 89H126V87H125ZM10 90H11V88H10ZM142 90H143L144 97H145L144 100L146 102L147 94L144 91L145 90L144 89V86H143V89ZM2 91H4L3 90V87L1 88V91L0 92L2 93ZM46 91H47V89H46ZM68 91L67 92L65 91L66 92V95H67V93L70 94ZM6 93H4V94H6ZM60 95H59V98L62 96V95L61 96ZM76 95H73V97L76 96ZM1 96H0V98H1ZM63 96H65V93H64ZM130 97L132 99V96H130ZM65 98H67V97H65ZM63 99L64 98H62V100ZM53 100H55V99H53ZM64 100H67V99H64ZM70 101H71V99L69 100V102ZM2 103H4V102L2 101ZM2 103L0 102L1 107L4 108V106H3ZM71 103H72V101H71ZM71 103H68L67 102V104L63 105V106H65V108L61 104V106L65 109V113H66V111H69V110H66V108H67L68 104H71ZM144 104H146V103H144ZM212 107H215L214 110L211 109ZM69 108H71V107H69ZM2 109L0 108V111ZM44 109L45 110H44L43 114H45V113H51L50 111H58V110H56L57 108H55V107H53V109H52V107H47L46 106V108H44ZM206 110H207V112L204 114V112ZM164 112L166 113V111H164ZM91 113H90V115H91ZM29 114H30L31 118H32V116H33V118L34 117H37L38 118V115H40V117L42 115V113H40V114H37V113L34 114L33 113L32 114L30 112H29ZM117 115H118V113H117ZM256 116L259 117V118H257ZM123 117H127V116L125 115ZM37 118H34V119L36 120ZM249 118H252V120H256V126L250 127V126H248L246 124V120L249 119ZM38 119H40V118H38ZM69 119H71V118H69ZM174 119H176V118H174ZM73 120H75V119H73ZM115 120H116V118H115ZM149 120H151V119H149ZM149 120H147V121H149ZM159 122H160L161 126H159L160 125ZM36 123H38V122H36ZM116 123H118V122H116ZM210 123H211L210 129H207V126ZM175 124H176V126H175ZM90 125H92V123ZM120 125H121V123H120ZM151 125L152 124H150V126ZM36 126H37V124H36ZM112 126H114V125H112ZM121 131H122V129H121ZM175 135H173V139H174V136ZM115 136H116V133H115ZM121 136H122V138L124 137L123 135H121ZM153 137H154V135H153ZM98 138H101V137H98ZM35 139H37V138H35ZM119 139H121V137H119ZM97 140L95 139V141H97ZM122 140H124V139H122ZM122 140H120V141H122ZM75 141H76V139H75ZM88 141H89V139H88ZM138 141H139V139H138ZM131 142H130V147H132L131 144L134 141L132 143ZM139 142H141V143H138L139 145L136 144V143L135 144H132V145H134V146L135 145H138L137 146L138 149H139V146H141L143 148V146H145V141L140 140ZM249 142H251V143L247 145V143H249ZM38 143L39 142H37V144ZM99 143H100V141H99ZM114 144H111V146L113 145V147H116ZM191 145H195L196 146L197 151L196 150L195 151H196L197 155H195V153H194ZM7 146H5V144L3 143V141H2V143H0V162L5 163L6 162L5 160H7V158L10 155V153L8 152L10 150H8L9 147L7 148ZM39 146H41V145H38V147ZM119 146H123V143H122V145H119ZM117 148L119 149V147H116V149ZM120 149L119 150H116V151H113V152L117 153V151H120ZM114 150H115V148H114ZM53 151H55V150H53ZM125 151H127V150H125ZM37 154H36V156H38ZM56 154L55 155H51L52 157L53 156L54 157L53 158H50V159H54V161H58L59 159H58V157H57ZM123 154H124V151H123ZM123 154H121V155H123ZM47 155L50 156L49 153ZM12 156H10V157L12 158ZM195 156H198V157L196 158ZM11 158H10V160H11ZM136 159L134 161H136ZM8 162L9 161H7L6 163H8ZM52 162H53V160H52ZM124 162H122V163H124ZM19 163H18V165H19ZM55 164H57V163H55ZM112 164H113V167H114L117 164H119V161H118V163L116 165H115L114 162ZM110 165L109 164L108 165H105L104 164V165H101V166H104V167L107 166L106 167V170H105V172H106V171H110V168L112 167V165L111 166ZM117 166H119V165H117ZM87 168L90 170L89 171L90 174L93 177L96 178V179L95 178L94 179L95 180H98V181H95V184H97L98 182L101 183V182L104 181L103 179H101L102 177L101 178L98 177V174H96L94 172L95 169L93 168L94 169L93 170L91 168V165H90V167L88 165ZM136 168H137V166H136ZM57 170H58V168H57ZM112 170H113V168H112ZM141 172H143V173L146 174L145 176H142V178L147 176V178H145V180H143L144 178L143 179L141 178L140 175H143V173L141 174ZM75 173H76V171H75ZM115 173H117V172H115ZM2 174L3 173H1L0 175L2 177H5V176H3L4 174L3 175ZM72 174H74V172ZM112 175L113 174H111V177H113ZM216 175L223 176L224 177V180L223 179L218 180L216 178ZM57 177H59V174L57 175ZM111 177H109V178H111ZM60 178L61 177H59V180H60ZM100 179H101V181H100ZM111 180L113 181L114 179H111ZM106 182H110V180L109 181H106ZM9 185H10V183H9ZM40 186L42 187L43 184L40 185ZM86 187H90V186L86 185ZM93 187H95V186H93ZM123 188H121V189H123ZM42 189L40 190V187H39L38 192L40 193L42 191ZM72 189H74V188L72 187ZM121 189L119 190L120 192H122ZM44 191L46 192L47 190H44L43 189V191H42L43 194H45ZM63 191H64V189H63ZM42 192H41V194H42ZM78 194H79V191H78ZM45 196H46V194L45 195H41L40 198H38V197L37 198H31V201L33 203V207L35 208V210H37L35 212V214H32V216L33 215L34 216L36 215V217H37V215H38V217L40 219L41 216L39 214H42V213H39V212L41 211V209H42L43 212L46 213V214L44 213L46 215L44 217L46 220L43 217H42V219H43V222H44V220L47 222V225L50 228V231H49V233H47V235H45V236H47L46 240H44L45 237L43 238V240H44L43 245H44V243L46 245H47V243L48 244H51V245H55V244L59 245L61 243H59L60 241L58 240L59 238L57 236H59L58 233H60L61 229L58 231V233H56L55 232L56 231L55 230V227L57 228V225L59 223L61 224L60 220L59 221L57 220L60 217L57 218L58 216H57V214L55 215V212H54L55 209L53 210L52 204H50L52 207L49 205L50 202H47L46 201V198L47 197H45ZM66 197H68V196H66ZM1 200H3V197L1 198ZM4 200H3V202L1 201L3 203L2 204L3 205V211L1 213L3 216L1 215L2 216V218H1L2 220H0V238H1L0 247H2V245L5 246V247H4V250L3 251H2V249L0 250V259H1L0 260V264H47L45 261L47 260V256L48 255L46 254L45 251H43L40 248V245L37 243V240L34 239L35 237L34 236H33L34 238L33 237H30V239L28 240V242H24L23 240H21V233H23L21 231L23 230L22 229L23 226L20 229L19 228L18 229H15L14 227H12L10 219H13L14 217L12 218V216L9 215L10 213H8V210H7L8 208L6 207L8 203H6V205H5ZM164 201L165 202L166 201L170 202L171 205L174 206V209L171 210V211H168L167 210V207L165 205L166 203ZM201 205H206V207L204 209H201V207H200ZM108 211H110V210H108ZM173 214L176 217L178 216L177 219H176V217L174 218V219H176V221L179 222V223L177 222L175 224V226H172L170 224V220H169L172 216H174ZM170 215H172V216H170ZM125 216H123V217H125ZM38 217L37 218L32 217V218L33 219H38ZM258 217H259V220L263 223L262 225L264 227V212L259 213ZM179 219H181V220L179 221ZM88 221H90L91 224H92V222H94L92 224V226L94 225V227H91V224H87ZM98 222L100 224H98ZM17 223L18 222H16V224ZM44 224L46 225L45 222H44ZM60 224H59V226H60ZM78 225L79 224H77V226ZM80 226H81V224H80ZM48 227H47V229H48ZM74 227H72V229ZM81 227L83 228V225ZM74 229L76 230V227ZM69 230H70V228H69ZM80 230H82V229H80ZM64 231H65V229H64ZM260 232L253 230V232H251L252 234L249 236L256 243L253 246V248L250 250V255H251L252 259L254 260L255 264H264V259L261 257L262 256V252L264 251V236H263V234H260ZM45 233L46 232H44V234ZM60 237H62L61 239L64 238L63 236H60ZM116 243H118V244H116ZM62 245H63V243H62ZM105 245L115 246V249L112 248L113 250L110 251V252H108L109 251V248L107 246H105ZM47 246L49 247V250H47V251H50V246L49 245H47ZM58 249H60V248H58ZM62 249H63V246L61 247V249H60L61 252L59 254L62 253ZM101 250H103V251L101 252ZM110 250H111V247H110ZM66 253H67V251H66ZM48 254H49V252H48ZM59 254H58L59 259H64L65 258V257L64 258L61 257V255H63V254H61V255H59ZM72 256H73V254H72ZM51 258L52 257L50 256V260H51ZM53 261L50 262V263H53ZM68 262L63 263V264H68ZM59 263L62 264V262H59Z\"/></svg>",
	"mask_w": 264,
	"mask_h": 264
},
{
	"label": "crops",
	"instance_id": "crops-1",
	"mask_svg": "<svg viewBox=\"0 0 264 264\" xmlns=\"http://www.w3.org/2000/svg\"><path fill=\"white\" fill-rule=\"evenodd\" d=\"M253 246L248 239L238 243H222L214 252L194 264H255L250 255Z\"/></svg>",
	"mask_w": 264,
	"mask_h": 264
},
{
	"label": "clouds",
	"instance_id": "clouds-1",
	"mask_svg": "<svg viewBox=\"0 0 264 264\" xmlns=\"http://www.w3.org/2000/svg\"><path fill=\"white\" fill-rule=\"evenodd\" d=\"M198 229L187 225L174 238L177 252L181 256H187L197 239Z\"/></svg>",
	"mask_w": 264,
	"mask_h": 264
}]
</instances>
